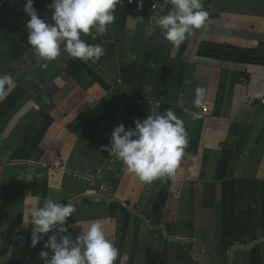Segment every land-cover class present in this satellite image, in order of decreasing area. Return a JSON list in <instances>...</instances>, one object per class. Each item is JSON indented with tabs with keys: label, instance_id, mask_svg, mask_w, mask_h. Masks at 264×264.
<instances>
[{
	"label": "crops",
	"instance_id": "0c3cea01",
	"mask_svg": "<svg viewBox=\"0 0 264 264\" xmlns=\"http://www.w3.org/2000/svg\"><path fill=\"white\" fill-rule=\"evenodd\" d=\"M52 2L34 0L49 23ZM202 3L207 24L173 50L154 23L170 0H118L106 35H82L105 49L88 61L63 44L38 57L24 7L0 9V74L15 81L0 100V264H45L60 235L32 247L29 193L75 205L73 240L103 222L125 264H264V0ZM169 109L189 143L175 177L145 184L102 146L119 124Z\"/></svg>",
	"mask_w": 264,
	"mask_h": 264
},
{
	"label": "clouds",
	"instance_id": "9594fccd",
	"mask_svg": "<svg viewBox=\"0 0 264 264\" xmlns=\"http://www.w3.org/2000/svg\"><path fill=\"white\" fill-rule=\"evenodd\" d=\"M118 0H53L52 22L42 18L34 7V0H26L25 14L30 17L26 27L28 43L35 54L47 61L56 60L63 51L75 59L84 61L98 59L105 54L101 44H89L82 35L91 34L93 39L107 34L115 21ZM171 10L157 18L154 23L160 28L163 39L179 48L185 40L207 24L208 12L202 0H170ZM15 87L9 74H0V100L7 97ZM205 93L198 89L194 104L201 105ZM189 143L182 119L173 110L151 113L147 118L134 121V127L124 124L112 132L110 145L102 146L110 156L125 166L124 171L136 174L145 184L158 179L175 177L185 148ZM25 211L22 220L31 225V245L36 247L50 235L44 244L48 251H41L45 264H125L114 242L107 236L104 223L97 220L73 240L65 227L76 207L72 203H60L40 195L27 194L23 199Z\"/></svg>",
	"mask_w": 264,
	"mask_h": 264
},
{
	"label": "built area",
	"instance_id": "2783aa9c",
	"mask_svg": "<svg viewBox=\"0 0 264 264\" xmlns=\"http://www.w3.org/2000/svg\"><path fill=\"white\" fill-rule=\"evenodd\" d=\"M142 1H144V0H127V2L129 4H133V5L137 6V9L139 8V5H140V3ZM9 3H16V4L24 7L25 6V3H26V0H0V9L3 8L5 5H7ZM151 7H152V9L155 10L156 7H157V5L156 4H153ZM261 102L264 103V99H262ZM203 110L204 111H207V107L204 106L203 107Z\"/></svg>",
	"mask_w": 264,
	"mask_h": 264
},
{
	"label": "water",
	"instance_id": "95a60500",
	"mask_svg": "<svg viewBox=\"0 0 264 264\" xmlns=\"http://www.w3.org/2000/svg\"><path fill=\"white\" fill-rule=\"evenodd\" d=\"M108 193H110V189L108 187H106V190L104 189L102 191H99L98 198L106 199ZM114 201H118L119 202V199H115ZM24 232H31V230L24 231ZM43 235H47L48 236L49 234H43ZM174 240H176V241H178L180 243L185 242L186 240H190L193 243V241L191 239H177V238L175 239V237H174ZM237 244H240V243H237Z\"/></svg>",
	"mask_w": 264,
	"mask_h": 264
}]
</instances>
